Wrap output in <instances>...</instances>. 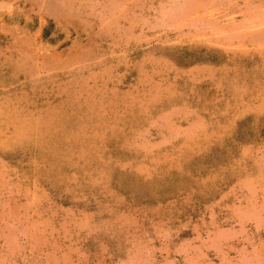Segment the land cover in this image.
<instances>
[{
    "label": "rangeland",
    "instance_id": "374dc122",
    "mask_svg": "<svg viewBox=\"0 0 264 264\" xmlns=\"http://www.w3.org/2000/svg\"><path fill=\"white\" fill-rule=\"evenodd\" d=\"M0 264H264V0H0Z\"/></svg>",
    "mask_w": 264,
    "mask_h": 264
},
{
    "label": "bare ground",
    "instance_id": "6f19581e",
    "mask_svg": "<svg viewBox=\"0 0 264 264\" xmlns=\"http://www.w3.org/2000/svg\"><path fill=\"white\" fill-rule=\"evenodd\" d=\"M77 13V12H76ZM109 30H111V29H109ZM46 73V72H45ZM46 75V74H45ZM48 77V76H47ZM105 89V88H104ZM238 106V105H237Z\"/></svg>",
    "mask_w": 264,
    "mask_h": 264
}]
</instances>
